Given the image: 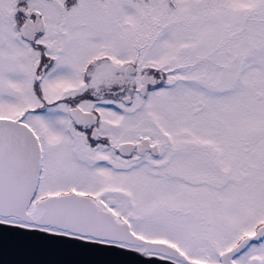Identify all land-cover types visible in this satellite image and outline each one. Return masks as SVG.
I'll return each mask as SVG.
<instances>
[{
    "label": "snow or ice",
    "instance_id": "snow-or-ice-1",
    "mask_svg": "<svg viewBox=\"0 0 264 264\" xmlns=\"http://www.w3.org/2000/svg\"><path fill=\"white\" fill-rule=\"evenodd\" d=\"M8 249L264 264V0H0Z\"/></svg>",
    "mask_w": 264,
    "mask_h": 264
},
{
    "label": "water",
    "instance_id": "water-1",
    "mask_svg": "<svg viewBox=\"0 0 264 264\" xmlns=\"http://www.w3.org/2000/svg\"><path fill=\"white\" fill-rule=\"evenodd\" d=\"M43 259V257H36L30 255H22L11 249L7 251L0 250V264H21L23 261H31Z\"/></svg>",
    "mask_w": 264,
    "mask_h": 264
}]
</instances>
